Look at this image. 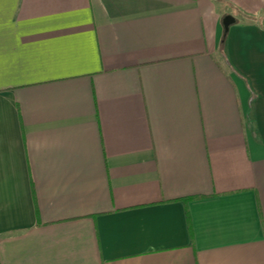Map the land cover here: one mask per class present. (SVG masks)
I'll return each mask as SVG.
<instances>
[{
    "label": "crops",
    "instance_id": "crops-1",
    "mask_svg": "<svg viewBox=\"0 0 264 264\" xmlns=\"http://www.w3.org/2000/svg\"><path fill=\"white\" fill-rule=\"evenodd\" d=\"M0 264H264V0H0Z\"/></svg>",
    "mask_w": 264,
    "mask_h": 264
},
{
    "label": "water",
    "instance_id": "water-1",
    "mask_svg": "<svg viewBox=\"0 0 264 264\" xmlns=\"http://www.w3.org/2000/svg\"><path fill=\"white\" fill-rule=\"evenodd\" d=\"M223 19H224L223 20V26L225 29L224 32H227V31H229L230 27L235 24L236 19L232 15L226 16Z\"/></svg>",
    "mask_w": 264,
    "mask_h": 264
}]
</instances>
